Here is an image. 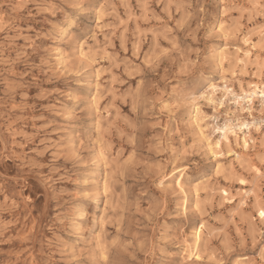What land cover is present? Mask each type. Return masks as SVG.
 <instances>
[{"label": "rangeland", "instance_id": "obj_1", "mask_svg": "<svg viewBox=\"0 0 264 264\" xmlns=\"http://www.w3.org/2000/svg\"><path fill=\"white\" fill-rule=\"evenodd\" d=\"M261 60L264 0H0V264H264L263 105L194 113Z\"/></svg>", "mask_w": 264, "mask_h": 264}, {"label": "bare ground", "instance_id": "obj_2", "mask_svg": "<svg viewBox=\"0 0 264 264\" xmlns=\"http://www.w3.org/2000/svg\"><path fill=\"white\" fill-rule=\"evenodd\" d=\"M222 62H223V60H222ZM256 69H257V73L255 74V76L252 79H254V80L257 79V81L258 80L260 81L262 79L261 76L264 74V60L257 62ZM221 79H222V77H221ZM239 82H240V80H239ZM239 86H240L239 87L240 93H236L233 86L229 85L226 80H222L221 86L211 84L209 86V89H208V94H207L206 100L208 101L209 104L214 105L216 108V111H217V110L223 109L227 99H230L236 108H240V110L243 112V114L245 113V111L249 112L250 118H252V122L246 121V120L244 121L241 117V118L236 119L238 121L237 123H234L233 119L229 118L223 124L219 125L218 122L216 121V119L214 118L215 128H214L213 132L218 137L215 141H212L211 137H208V135H206L203 132V122L206 119V117H205L206 115L204 116L201 113V110L199 107L194 108V113H195V122L198 126L197 129L204 136L206 142L208 143L209 147L212 150L211 152L217 157V156L222 155L223 149L226 148L228 150L227 154L229 156H235L237 160L242 161L241 155L236 152L235 148L232 145V141H234L235 144L244 152H249L251 150V147L254 144V139L251 136L252 135L251 131L255 130L257 133L261 132V125H259L260 123L256 121L257 123L255 124V121H253L255 118L252 115L251 107H252V104H254L255 99H259L263 105L262 109H264V86L258 85V83H256V82H249L244 86L242 84ZM219 95H220V98L218 101H216V97H218ZM246 105H247V107H246ZM260 122L264 123V119L262 118V120ZM262 134H263V132H262ZM263 137H264V135H263ZM251 170L255 171V175H257L259 177L263 175V171L260 170L259 167H257L254 164L251 165ZM177 173H179V171H176L174 173V175H177ZM259 177H257V178H259ZM175 179H176L177 187L180 190H183V174H179ZM198 183H199V181H198ZM197 186H199V184H197L195 186V189ZM197 189L195 190V192H196L195 194H196V198L198 199L200 197V193H199L200 190H197ZM244 192H245V194H247L248 197L253 198L256 202L261 201L260 195L258 193H256L253 189H250V190L244 191ZM226 201H228L229 203L232 202V200L230 201V199H228V198L226 199ZM243 204H245V202ZM258 207L260 208L259 204H258ZM202 232H203L202 226L201 227L199 226L197 228L196 235L193 239V243H192V246L190 248V253H189L190 256H191V254L194 255V253L198 254V250L200 248L201 241H202ZM186 243H187V241H186ZM188 249H189V246H188Z\"/></svg>", "mask_w": 264, "mask_h": 264}]
</instances>
